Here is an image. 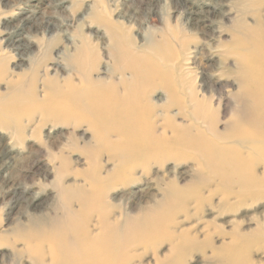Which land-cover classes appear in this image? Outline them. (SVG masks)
Segmentation results:
<instances>
[{"label":"rangeland","instance_id":"1","mask_svg":"<svg viewBox=\"0 0 264 264\" xmlns=\"http://www.w3.org/2000/svg\"><path fill=\"white\" fill-rule=\"evenodd\" d=\"M180 1L0 0V151L7 153L4 159L0 157V235L5 238L0 241V264H33L28 254L14 256L16 226L19 236H27L16 246L42 247L46 264H58L51 257V242L66 232L70 237L62 242L63 249L91 244H78L73 234L111 235L125 254L120 264H264V188L246 192L252 195L236 196L233 193L240 191V185L234 184L227 191L207 175L208 183L201 188L195 178L202 170L191 157H151L135 165L132 173L120 167V159L111 157L107 149L97 147L100 137L106 144L119 139L107 133L112 121L121 125V120L116 121L117 113L102 114L103 126L100 134H95L88 129L87 114L75 107L76 102L66 92L71 84L85 82L86 75L118 81L120 75L112 73L113 66L129 62L112 54V36L118 34L127 48H131L128 41H135L128 55L142 73L134 77V86L150 102L160 107L168 93L162 88L152 92L153 83L147 84L140 77L147 70L148 80L154 82L156 77V82H161L159 74L167 64L157 69V63H168L169 59L168 81L173 88L183 89L177 99L186 101L187 112L192 108L191 88L208 98L213 96L216 112L212 118L223 135L220 143H230L237 126L264 130V89L258 86L248 97L240 94L239 89L246 84L244 73L249 71L246 63L230 56L229 62H224L217 52L219 42L230 41L240 20L251 26L262 22L264 28V0ZM191 14L199 21H189ZM82 45L89 48L80 55ZM235 54L246 62L262 61L252 68L264 71V52L256 46ZM75 56L77 62L73 61ZM181 56L186 58L182 66L178 60L172 62ZM123 75L132 80L130 71ZM97 88L100 97L88 95L83 102L105 98L101 103L113 109L106 96L118 99L124 85ZM140 104L144 103L137 106ZM175 111L176 107L171 113ZM140 118L150 120L147 112ZM185 118L178 115L177 122ZM163 124L159 115L153 123L157 133ZM166 134L171 135L169 131ZM88 144L95 150L92 160L68 147ZM235 149L246 150L237 141ZM64 156L69 163L60 165ZM256 171L264 173V162L257 164ZM169 180L180 196L164 194ZM255 191L261 193L256 195ZM165 200L170 208L163 207L159 215H152L159 221L158 229H146L151 220L149 210ZM35 218L41 222L59 219L60 224L58 228L38 227ZM182 231H188L187 235Z\"/></svg>","mask_w":264,"mask_h":264},{"label":"bare ground","instance_id":"2","mask_svg":"<svg viewBox=\"0 0 264 264\" xmlns=\"http://www.w3.org/2000/svg\"><path fill=\"white\" fill-rule=\"evenodd\" d=\"M184 5L186 4L184 3ZM188 19L189 21H199V19L194 17L193 14H191V17ZM112 24L114 28L118 27V24ZM261 24L256 23L251 26L240 20L239 26L234 28V33L232 34L230 41H220L217 46L218 56L220 54L219 58L223 57L222 60L224 62L227 61V57L230 56L235 57V60L238 63H246V66L249 69V71L244 73L246 84L245 87L239 89V93L246 97H248L258 86H261L264 89V71L259 72L252 68L254 64H259L262 61L258 60L257 62H254L253 60H248L246 62L244 59H241L243 58L241 55H236L235 53H242L243 51H246L248 47L252 46H256L258 50L264 52V28H262ZM234 26L235 25H233V27ZM223 28L225 27L223 26L221 29ZM117 36L118 34L112 36V54L114 55L115 53L118 56L129 60L128 63L123 61L122 63L118 62L113 66L112 73L120 75L118 81L116 82L113 79L106 81L104 78H93L90 75H86L85 82L81 81L82 83L79 84H71L66 90L68 95H70L76 102L75 107L87 114L84 118L88 123V129L94 131L95 134L99 133V129L103 126V123L99 119L100 116H106L110 112H115L117 113L116 121H122L121 125L114 124L112 121V125L107 131V133H114L119 139L114 140V142H111L110 144H106L105 139L100 137V141H97V147L107 149L110 152L111 157L120 159V167H126L130 169L132 173L137 165L148 162V160L151 159L161 157L170 158L172 156L177 159L182 157L188 159L191 157L195 159L196 163L202 170L201 175L195 178V182L199 183L201 188L205 183H208L207 177L211 180H217L219 182V187L226 189L227 191H229L234 184L240 185V191L238 193H233L237 194L236 196L252 195V193L248 194L246 192L251 191L252 189L256 190V188H264V173L258 174L259 171H256L257 164L264 162V130L254 131L251 127L244 129L237 126V128H234L231 132L230 136H233L231 137L232 141L230 143H220L219 141L222 139L223 135L218 130V121L212 118V115L216 112L213 108V96L208 98L205 94H200L196 87L191 88L189 91V99L192 108L191 111L187 112L186 101L183 102L181 99H177L178 92L180 93L183 89L178 90L177 88H173L168 81V77L170 76L168 63H171L169 59L168 63L164 61H159L157 63V69L161 68L162 65L166 66L167 64L165 68L161 69V73L159 74L162 79L161 82H158L160 85L156 82V77H153L154 82L146 78L147 70L146 74L143 72L140 77V80L145 81L147 84L153 83L152 92L158 88H162L168 93V99H165V102H163L160 107L157 106L156 103L150 102L147 99V95H142L140 90L134 86V77L136 78L142 73L141 68L134 66L135 64L132 63V57L128 55L132 53V47L134 46L135 41H128L131 48H127L125 39ZM88 48V45H82V47L79 48L80 55ZM183 56H181V58L176 57L172 59V62L178 60L177 64L182 66L181 63L186 59ZM147 60L148 55L144 62H147ZM73 61H78L77 56L74 57ZM222 63L219 64L222 65ZM78 65L82 66L83 64L78 62ZM153 65H156V61H154ZM127 71H130L132 75L131 81H128L123 75ZM180 77L182 78L181 75ZM122 85H124V90L121 93L119 92L118 99L106 96L107 101L115 106L113 109H111L107 103L105 105L101 103L105 101V98L94 102H83V99L88 97V95L93 99L100 97L98 92L99 88H97L98 86L106 89H118ZM140 102L144 104L137 106ZM175 107L176 111L171 113ZM159 110L160 113H158ZM144 112H147L150 116L149 121L141 120L140 117H142ZM131 113L133 114L128 117L127 115ZM61 114L62 113L57 114L56 117H60ZM159 115H161L164 124L161 130L157 133V125H153V123L158 120ZM178 115L185 116L186 118L177 122ZM28 118H31L30 114L28 115ZM228 125L229 124H227L226 127ZM22 130L23 128L19 126L18 132H21ZM100 131L102 132V130ZM167 131L171 133L170 136L166 134ZM235 141L245 147L246 150H236ZM68 147L85 154L86 158L89 160H92L95 154V150L90 144H88L87 147H72V145H69ZM6 154V151H0V157H3V155ZM53 155L51 157L54 161L55 156L53 157ZM58 163L60 165H67L69 159L64 156ZM205 175H207V177ZM171 181L173 180H169L165 183L166 187L163 191L164 194L168 195L170 193V196L174 198L180 196L181 192L175 188H171ZM77 191L80 192L81 189L78 188ZM231 193L232 191L229 192V196L232 195ZM260 193V191H255L256 195H259ZM162 202L163 204L159 202L149 210L148 218L151 220L144 226L146 229H149L150 231L158 229L159 221L158 219L153 218V213L159 215L163 211V207L167 209L170 208L168 201L165 200ZM35 219V223L38 227L41 225H53L58 228L60 224L59 219L56 221L51 219L42 222L38 221V218ZM13 233L18 235L17 239H14L13 242L15 257L16 255L28 254L33 261V264H46L47 254L42 251V247L38 249L37 247L30 246L31 244L26 245V243H24L23 248H18L16 243L18 241H25L27 236H19V226H16L13 229ZM187 233L188 231H182L183 236L187 235ZM73 235L74 236L71 237L77 240L78 244L83 242H89L91 244L83 245L81 247L72 245L69 249H63L62 242L68 241L70 234L69 232L59 234L57 238L52 239L51 242L54 244V251L51 257L57 261L58 264H120L123 261V257H125V254L118 250L117 246L120 245L111 235L101 234L102 236H105V238H100L99 236L95 237V235H91V232L77 233ZM55 240H59V243L55 244ZM0 241H5L4 236L0 235Z\"/></svg>","mask_w":264,"mask_h":264}]
</instances>
